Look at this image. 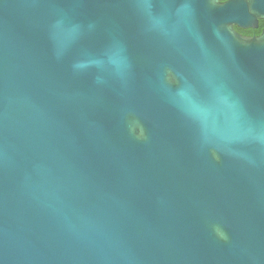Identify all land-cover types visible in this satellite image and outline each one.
I'll use <instances>...</instances> for the list:
<instances>
[{
	"label": "water",
	"instance_id": "1",
	"mask_svg": "<svg viewBox=\"0 0 264 264\" xmlns=\"http://www.w3.org/2000/svg\"><path fill=\"white\" fill-rule=\"evenodd\" d=\"M264 0H0V264H264Z\"/></svg>",
	"mask_w": 264,
	"mask_h": 264
},
{
	"label": "flooded vegetation",
	"instance_id": "2",
	"mask_svg": "<svg viewBox=\"0 0 264 264\" xmlns=\"http://www.w3.org/2000/svg\"><path fill=\"white\" fill-rule=\"evenodd\" d=\"M264 21L261 20L257 28H239L235 27V30L242 36L258 37L263 33Z\"/></svg>",
	"mask_w": 264,
	"mask_h": 264
}]
</instances>
